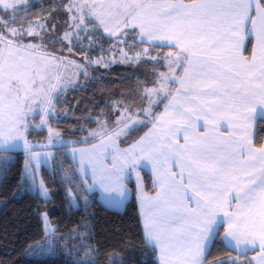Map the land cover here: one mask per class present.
I'll list each match as a JSON object with an SVG mask.
<instances>
[{
	"label": "snow or ice",
	"instance_id": "snow-or-ice-1",
	"mask_svg": "<svg viewBox=\"0 0 264 264\" xmlns=\"http://www.w3.org/2000/svg\"><path fill=\"white\" fill-rule=\"evenodd\" d=\"M20 2L0 0V10L6 14L11 10L10 20L14 21ZM85 7L88 16L105 32H110L108 20L118 18L124 28L138 27L142 42H169L163 46L177 49L164 58L169 71L175 65L183 69V74L176 77L157 73L158 87L143 90L141 96L149 98L148 107L135 112L137 116L149 117L147 124L135 119L125 107L114 109L122 112L115 123L119 126L123 122V127L106 137L103 132L89 133L99 144L88 151L106 156L111 150L112 167L98 170L92 159L85 157V150L80 149L76 162L81 183L92 166L93 186L99 184L105 191L119 192L120 196L112 198L119 205L127 191H121V173L131 175L138 167H155L161 163V157L165 166L171 160L172 167H166L159 176L161 191L155 197L139 190L142 210L147 202V213L142 211L146 243L159 249L160 264H206L205 252L210 251L218 234L214 217L232 200L236 207L226 213L228 231L224 239L233 250L247 251L258 246L264 258V146L254 147L249 122L253 113L257 119L264 118V0H193L190 4L182 0L164 3L113 0L108 4L104 0H69L65 10L78 14L70 17L73 31L65 32L60 38L61 43L67 41L69 50L71 36L79 40V31H87V25L83 24ZM77 19L79 24L75 23ZM37 26L47 30L43 23ZM25 37L39 42L25 43ZM248 37L255 40L251 59L244 55ZM43 40L31 26L9 28L0 20V147H16L22 142L27 153L26 174L33 182L32 170L39 166L42 157L32 152L33 145L26 139L27 114L32 112L42 117L40 125H33L37 130H43L47 116L54 114L43 107H31L44 99L51 108L36 55L41 53L39 59L43 60L47 54ZM142 51L146 56L147 49ZM131 59L139 61L141 55ZM84 75L87 77L86 70ZM169 81L178 85L174 92L168 87ZM153 95L157 99H152ZM165 100L163 113L153 114V105ZM148 124L149 133L130 148L117 146V138ZM221 127L228 135L221 134ZM48 131L51 134L50 128ZM57 143L65 142L57 140ZM76 153V149L71 150L73 157ZM51 155L44 153L43 159L46 161ZM88 187L91 186L85 190ZM41 194L47 198L42 185ZM192 203L195 208L190 207ZM44 225L45 234L54 231L46 215ZM86 255L89 259L80 264H94L90 254ZM113 261L121 264L118 257ZM231 264L240 261L233 257Z\"/></svg>",
	"mask_w": 264,
	"mask_h": 264
},
{
	"label": "trees",
	"instance_id": "trees-1",
	"mask_svg": "<svg viewBox=\"0 0 264 264\" xmlns=\"http://www.w3.org/2000/svg\"><path fill=\"white\" fill-rule=\"evenodd\" d=\"M66 2L67 0H32L31 4L20 13L26 15V20L30 23L41 18L57 24ZM0 14H6V12L0 10ZM7 14L11 15L10 12ZM49 33L52 35H48L45 30L41 32L47 50L57 42L60 45L64 44L60 42L64 30L58 29L57 32ZM95 33L97 34H94V46L88 48L85 44L78 45L76 47L78 53H87L91 58L97 59L112 46L113 38L103 33L101 28ZM132 42L134 47L132 52L139 50L142 53V50L147 49L142 43ZM160 49L162 52L153 48L147 49V53L166 54L167 48ZM150 64L153 63L139 64L137 69L136 66L125 63L116 65L109 63L106 69L94 66V62L91 65L88 64L87 77L84 71H81L76 84L56 100L55 114L49 117L51 124L57 127L64 137H77L87 133L90 128L96 127L97 120L105 116L110 117L119 102L131 107L140 106L141 102L146 103L144 102L146 96L142 97L141 93L147 82ZM148 127H139L137 131L130 133L129 138L131 140L140 138L147 132ZM46 137V129L30 128L28 131V138L33 142L45 140ZM255 145L257 147L264 145L263 118L258 121ZM24 165L25 155L23 152H18L14 163L0 183V198L5 200L4 206L0 209V264H75L60 256L35 258L26 254L27 248L32 243L42 240L45 236L43 213L49 215L60 233H68L77 227L88 229L99 264H108L112 253L122 255L121 264H160L156 258V252L146 243L137 191L133 182V195L123 211L107 207L98 197L88 208L79 206L69 209L67 194L57 188L47 169L43 170V176L53 195L51 199L44 201L37 185L30 180L22 181ZM143 175L147 191L154 192L152 175L148 171H144ZM21 185L24 188L23 193H20ZM223 229L220 228L212 242L206 264H217L218 261H228L229 264L231 258L242 257L227 246Z\"/></svg>",
	"mask_w": 264,
	"mask_h": 264
},
{
	"label": "rangeland",
	"instance_id": "rangeland-1",
	"mask_svg": "<svg viewBox=\"0 0 264 264\" xmlns=\"http://www.w3.org/2000/svg\"><path fill=\"white\" fill-rule=\"evenodd\" d=\"M109 0H104L105 4H108ZM112 2V0H110ZM133 2V0H129ZM32 0H21V2L17 5L18 8V14L16 15L15 20H10V14H0V20H3L7 23V26L9 28H25L26 25L31 26L32 29L39 33L41 35V30L37 25L38 23H43L46 26V31L48 35H52L51 31H56L58 29L64 30L65 32H72L73 31V21L70 19L71 16H78L76 12L69 13L65 9L61 12L60 21L57 24H53L50 22V20H42L41 18L37 19L36 21L30 23L26 20V15H23L19 12H22L25 10L30 4ZM142 3H146V0H140ZM38 4V3H37ZM69 5V0L66 2V6ZM87 10V9H86ZM84 10V20L83 24L87 25V31L80 30L79 31V40H77L76 36H71V49L69 50V47L67 46V41L64 42L63 45H60L59 42L55 43L50 49L47 50V54H45V58L43 60H40L39 57L41 53H37L38 58V65L40 68L41 74L45 77L44 79V87L45 90L48 92V99L51 100V108L49 109V106L44 99L38 100L36 103H33L31 105L32 108L39 109L41 107L48 109L50 111H54L55 114V108H56V100L61 97L64 93L67 92L68 89H70L72 86L76 84V81L79 80V76L81 71L84 70L87 71V65L92 64L94 62V66H99L101 68H107L109 63H112V65H116L118 63L120 64H129L132 66L139 67V64L145 65L149 62H152L153 64H150V69L147 73V82L145 84V88L151 89L158 87L157 81L160 79V77L157 75V73H164L165 75H174V69H172V72L169 71L168 61L164 58L167 57L170 53L167 55L165 53H159L156 55H152L147 53L145 56L143 52L141 53L139 50L136 52H132L131 50L134 49L132 47L133 42L131 41V35L130 32L127 30H123L124 27H116L117 21L115 22V19H109L107 26L110 29V32H107V35L111 36L113 38L112 46L104 51V54L101 57L91 58L89 54H81L76 51V47L78 45H84L89 48V46H94L95 40L94 34L98 29V26L93 22L94 18L89 17L87 11ZM122 12V10H120ZM11 13V11L9 10ZM12 21V22H11ZM75 23L79 24L80 20L77 19ZM28 28V27H27ZM103 29V28H102ZM103 33H106L104 30H102ZM111 32H115V35H111ZM123 33V34H121ZM123 35V36H122ZM42 36V35H41ZM64 36V35H63ZM53 38V37H52ZM88 40V41H87ZM119 41V42H118ZM25 43H38L39 41L29 39L27 37L24 38ZM73 42V44H72ZM131 44V45H130ZM81 49V48H80ZM103 53V52H102ZM121 53H126V56L121 55ZM50 54V56L48 55ZM136 54L141 55V59L139 61L131 59L132 57L136 56ZM161 54H164L166 56H162ZM160 55V56H158ZM89 56V57H88ZM50 57H58L62 59H51ZM155 58V59H152ZM97 61H100L97 63ZM78 65L80 67H78ZM141 67V66H140ZM175 76V75H174ZM168 87L171 90V81L168 82ZM148 97L146 96L144 102H141L140 106L137 107H131L127 104H124L122 102H119L116 104L114 109H123L125 107L128 108L129 114L132 115L135 119L144 120L145 123H148L149 117H146L144 115H136L135 110L141 109V108H147L148 107ZM152 99H157L155 95L152 96ZM146 104L144 107L143 105ZM162 107V105L159 103L158 106L153 105L151 108V111L153 114L157 113V110ZM54 114H50L47 116V125L43 128L47 131V137L45 140L42 141H31L26 135V139L29 144L33 145L32 152L35 154H38L42 157L39 166L36 169H33L34 173V182L33 178L29 177L26 174L25 165H24V172H23V182L25 180L32 181L35 185L38 186L41 198L44 201H48L52 198V191L50 187L47 185L44 176H43V170L47 169L49 173L51 174L53 181L57 188L60 191H64L69 199L68 207L69 209H75L79 206H84L88 208L93 200L98 197L107 207L117 210V211H123L126 208V205L128 201L131 199L133 195V187L132 182L134 183L135 189L138 192V197L140 198V191L143 190V193L145 192V181H144V175L143 172L150 170L153 171L154 167H138L134 172L129 175L127 172L121 173V184L122 189L121 191L127 190L125 192V198L123 199V203L116 205L113 203L112 198L120 196L119 192L112 191L109 189L108 191H105L104 188H101L99 184H96L93 186V181L90 179L91 176V167L89 166L88 174L85 177L84 183H81L80 175L78 174V164L77 160L79 159V150L84 149L85 150V157L90 158L93 161V166H95L98 170L102 169L104 167H107L108 169H111V150H109V154L106 156H101L98 152L95 151H88L92 149L93 145L99 144L98 139H93L89 133L90 132H103L105 137L116 130L118 127H123V122L118 126L115 121L117 118H119L122 115L121 111L114 110L109 116H105V118H101L99 121H106L105 124H97L96 127L90 128L87 133L82 134L81 136L77 137H64L62 133L59 131L57 127H54L49 117L53 116ZM42 117L40 115H36L32 112H29L27 114V121L29 124L28 129H36L33 127V125H40L41 119H37ZM149 126V124H148ZM141 127V126H140ZM51 129L52 132L48 131V129ZM59 135H56V134ZM131 133V132H130ZM130 133L127 136L119 137L117 138V146L120 149H128L133 144H135L137 141H139L142 137L145 136L143 134L140 138L136 140H131ZM26 134V133H25ZM85 137H87V141H85ZM51 140V143L49 142ZM57 140H63L65 143L63 145L58 144ZM7 149H22L23 154L25 155V163L27 159V153L25 152V149L22 145V142L19 146L11 147L9 146ZM2 147H0V183L3 181L8 169L10 166L14 163L17 153L15 150H7ZM76 149L77 153L76 156L73 157L71 155V150ZM14 151V152H12ZM44 153H51L52 155L47 158L45 161L43 159ZM158 166L156 165V169ZM41 185L43 186V189L47 191V198H45L41 194ZM86 186L88 187L87 190H85ZM24 188L23 185L20 187V193H23ZM71 194V195H70ZM20 195V194H19ZM86 198V199H85ZM5 204V200L0 198V209ZM47 218L48 225L51 229H54V231H50L48 234H45L44 238L42 240H38L34 243H32L26 251V254L30 257L40 258V257H50V256H60L64 257L70 261H72L75 264H80L82 261H87L90 258L92 261H94V264H99L96 259L95 254V248L93 243L90 240V233L89 230L84 228L80 229L79 227L72 229L68 233H60L57 231V226L53 223L51 218L47 213L42 214V219L44 223V218ZM44 231H45V225H44ZM118 257L122 263L123 257L120 253H112L109 258L108 264H114L113 258Z\"/></svg>",
	"mask_w": 264,
	"mask_h": 264
},
{
	"label": "crops",
	"instance_id": "crops-1",
	"mask_svg": "<svg viewBox=\"0 0 264 264\" xmlns=\"http://www.w3.org/2000/svg\"><path fill=\"white\" fill-rule=\"evenodd\" d=\"M108 2L111 3L110 0ZM112 2H113V0H112ZM115 2H117V3H132L129 0H115ZM164 2H175V0H146V3H164ZM182 2L185 3V4H190V3L193 2V0L192 1L182 0ZM86 9L87 8L85 7L84 10H86ZM8 12H9V10H8ZM116 21L118 22L116 24V27H119V26L123 27V24L121 22H119V19L118 18L115 19V22ZM27 27H29V26L26 25L25 28H27ZM99 28L102 29V27H99ZM124 30H127V31L130 32L131 41H137L139 43H142V44H144L145 48H147V49L153 48V49L161 50L160 48H167L166 51H165L166 52V55L168 53H175L177 51V49L175 47L163 46V45H168L169 44V42H167V41H144V42H142V37L140 35V31H139V28L138 27H136L135 29H133L132 27L123 28L122 31H124ZM106 34H107V32H106ZM254 46H255V40H254V38H251V37L246 38V40H245V46H244V55L247 56L249 59H251L252 48ZM249 48H251L250 49L251 50L250 53L248 52ZM161 52H162V50H161ZM166 55L163 54L162 56H166ZM172 69H174L173 71H174V75L176 77L182 76V74H183V69L182 68L176 67L174 65ZM176 87H178V85L173 84L171 82V90L173 92H174V90H175ZM165 103H167V100L163 101V103H160L162 105V107H160L157 110V112L159 111L158 113H156L157 115L163 113V109H164V104ZM258 121H259V119L256 118V113H253L252 114V118H251V120L249 122L251 124L252 143H253L254 147H256V148H259V147H257L255 145L256 130H257ZM150 128H151V125L149 124L147 133H149ZM200 130H201V134H204L203 133V127H201ZM28 131H29V129H27L26 134H25L27 137H28ZM220 132H221L222 135H228V132L225 130L224 127H221L220 128ZM180 143H183V141L181 140ZM7 150H9V151L15 150V152H23V151H21L22 149H7ZM12 152H14V151H12ZM157 166H158V168L156 169V166H155L152 172L147 169V171L152 175L153 182H154V186H155V191L154 192H148L147 191V188H146V185H145L146 195L147 196H150V197H155L156 194H157V192L161 191L160 182H159V176H160L161 173H163V172L166 171V167H172L171 160H169L168 163H167V166H165L164 163H163V157H161V163H158ZM172 170L173 171H176V169L174 167L172 168ZM137 198H138V204H139V212H140L141 221H142V225H143V229H144V234H145L144 215H142V211L145 214L147 213V202H145V207L142 210L141 209V206H140L141 205V201H140V198L138 197V192H137ZM190 207L195 208L196 205L194 203H192L190 205ZM235 207H236V202H235V200H232L229 206L220 209L217 212L216 217H214V219L217 222V232L220 230L221 227L224 228L223 229V237H225V234L228 231V223H227V215H226V213L233 212L235 210ZM221 220H223V222H221ZM224 240H225V243L227 244V246L230 249H232V247L228 243V240H226V239H224ZM153 250L156 252V258L160 262L159 249H154L153 248ZM233 251H235L240 256H242L241 258H237L240 261V264H264V258H262V254H261L258 246L255 247V248L249 247V249L247 251H242L241 249H235ZM208 252L209 251H206L205 252V255H204L205 260H206V257H207ZM229 264H231V263H229Z\"/></svg>",
	"mask_w": 264,
	"mask_h": 264
}]
</instances>
